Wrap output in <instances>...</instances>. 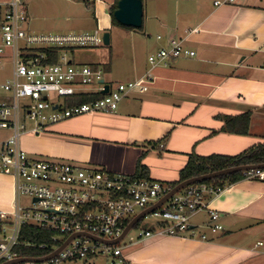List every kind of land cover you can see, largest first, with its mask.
Listing matches in <instances>:
<instances>
[{"label": "crops", "instance_id": "crops-1", "mask_svg": "<svg viewBox=\"0 0 264 264\" xmlns=\"http://www.w3.org/2000/svg\"><path fill=\"white\" fill-rule=\"evenodd\" d=\"M10 1L0 0V46ZM24 1L30 34L106 32L110 44L114 31L135 35L134 29L112 23L110 9L117 0ZM218 1L225 0H146L153 14L146 17V39L138 40L146 46V60L133 57L132 43L131 64L123 73H108L113 61L104 65L109 84L146 77V92L130 93L113 113L73 117L40 135L26 134L23 149L33 158L128 176L135 175L141 160L150 180L169 186L180 180L192 155L237 156L263 144L264 0L215 5ZM149 19L155 22L148 24ZM171 38L185 40L196 57L152 67L150 55ZM114 50L117 56L122 51ZM12 58L10 48L0 55V83L12 77ZM246 113L252 114L248 134L226 129L227 118ZM6 132L0 141L9 136ZM206 201L220 214L222 231L213 233L209 211L199 212L190 220L191 230L180 237L140 241L136 235L123 241L124 264H264V182L244 179ZM14 204V180L0 175V212H11Z\"/></svg>", "mask_w": 264, "mask_h": 264}, {"label": "built area", "instance_id": "built-area-1", "mask_svg": "<svg viewBox=\"0 0 264 264\" xmlns=\"http://www.w3.org/2000/svg\"><path fill=\"white\" fill-rule=\"evenodd\" d=\"M235 2L218 1L215 5ZM26 21L25 1L11 0L1 25L0 55L12 49L13 74L11 79L0 83V130L9 132L0 141V175L14 180L15 204L11 212H0V221L4 220L0 227L1 264L17 257L15 249L20 245L25 225L62 235L89 233L114 240L122 236L126 224L138 213L157 203L170 190L169 186L150 179L138 180L68 162L33 158L23 149L24 135H40L51 125L73 117L113 113L130 93L146 92L149 83L145 77L111 85L104 79L103 68L75 65L66 56L72 50L102 45L104 35L30 34L25 29ZM195 32L198 29L191 31ZM55 49L61 50L62 55L59 62L50 64L48 52ZM194 57L196 52L186 47L185 40L171 38L166 47L150 55L149 63L152 67L167 66L172 60ZM106 86L109 91L103 94ZM94 94L102 97L90 103L67 105L77 96ZM243 175L245 180L264 182V169H252ZM222 190L206 182L187 187L142 219H152L155 227L137 228L138 240L180 237L191 230V218L202 211H209L211 231H222L220 214L211 210L206 201L208 196L215 197ZM22 197H28L31 205L23 207ZM9 226L11 233L7 234ZM201 239L207 240V236ZM120 245L109 246L80 237L72 240L58 257L41 264L95 256H111L115 259L112 264H124Z\"/></svg>", "mask_w": 264, "mask_h": 264}, {"label": "trees", "instance_id": "trees-1", "mask_svg": "<svg viewBox=\"0 0 264 264\" xmlns=\"http://www.w3.org/2000/svg\"><path fill=\"white\" fill-rule=\"evenodd\" d=\"M119 1L120 0H117L114 6L110 9V16L113 24L123 26L115 19L114 16L115 11L118 9ZM126 28L134 29L131 27ZM141 28H143V26ZM60 52L61 50L59 49L49 51L48 53L50 55V59L48 62L50 64H56L57 62H59ZM73 52L74 50L70 51V53ZM101 97V94L81 95L77 96L74 100L69 101L67 105L72 106L76 103H90L92 101L99 100ZM251 118V113H246L238 117L227 118L226 129L230 132L232 131L237 134H248ZM232 126H234L235 128H232ZM261 164H264V143L254 146L237 156L212 155L209 157H199L192 155L189 159V162L180 173V180L177 182L170 183L169 187L170 189H173L183 181L206 175L208 173L220 171L223 169L243 165ZM133 178L138 180H149L147 168L141 165V160L137 163L136 173ZM241 180H244L243 173H236L230 176L216 179L214 181H208L206 183L217 188L224 189L225 187L235 184ZM141 223L142 220L136 227L139 228ZM128 224L129 222L126 224V227ZM68 238L69 235H62L58 232L48 229H42L34 225H25L21 231L20 245L17 246V248L15 249V253L17 257L42 258L48 256L49 254L53 253L57 248L61 247Z\"/></svg>", "mask_w": 264, "mask_h": 264}, {"label": "water", "instance_id": "water-1", "mask_svg": "<svg viewBox=\"0 0 264 264\" xmlns=\"http://www.w3.org/2000/svg\"><path fill=\"white\" fill-rule=\"evenodd\" d=\"M115 19L125 27L131 28H141L143 26V19H144V6L142 0H120L118 4V9L114 13ZM104 45H110V34H104ZM109 91V87L106 86V90L103 94H107ZM261 168L264 169V164L261 165H243L238 167H231L227 169H223L220 171L208 173L206 175H202L199 177L191 178L186 181L179 183L173 189H170L169 192L164 195L157 203L153 204L152 206L148 207L147 209L138 213L127 225L121 237L109 240L97 237L95 235L89 233H81L69 236V238L63 243V245L57 248L53 253L49 254L48 256L42 258H31V257H16L14 259L8 260L2 264H24V263H31V264H41L54 258L58 257L64 249L70 244V242L76 238L85 237L89 238L93 241L100 242L105 245L109 246H117L120 245L124 240H126L130 233L135 229V227L148 216L150 213L155 211L156 209L160 208L166 202H168L173 196L181 192L182 190L186 189L187 187L197 184L203 183L208 181H214L216 179L230 176L236 173H244L246 171Z\"/></svg>", "mask_w": 264, "mask_h": 264}, {"label": "rangeland", "instance_id": "rangeland-1", "mask_svg": "<svg viewBox=\"0 0 264 264\" xmlns=\"http://www.w3.org/2000/svg\"><path fill=\"white\" fill-rule=\"evenodd\" d=\"M152 11L150 7L146 9V0H145V5H144V17H145V28H134L135 30V35L131 37H123V36H118L116 32L114 31L112 33V43L109 46L104 45V43L100 46L97 47H89L85 49H78L75 50L74 55L71 53H66V56L73 61V64H86V65H101V67L104 70V65H110L111 61H113L114 66L112 71H109L108 73H123L125 68L129 65L131 62L132 58V53H131V45L132 43L134 44V54L133 57L135 56V59L140 60L143 62L146 60V46L141 44L139 45V41H142L146 39V37L142 34L143 32L146 33V17L147 16H152ZM169 17L172 16L171 20H174V15H168ZM154 19H149L148 24L154 23ZM128 29V28H127ZM55 32H59V28L56 29ZM106 32H104L102 35H104ZM49 34V33H47ZM57 34V33H54ZM156 36V35H155ZM121 37V38H120ZM132 39V40H131ZM120 40V42H119ZM139 40V41H138ZM131 41V42H130ZM122 45V46H121ZM126 45V47H125ZM120 51V48L122 51L120 54L117 56L114 54V49L117 51ZM115 55V56H114ZM114 56V58H113ZM98 63V64H96ZM104 73L105 70H104ZM107 82V81H106ZM109 83V82H107ZM115 85V84H114ZM63 102V100H62ZM7 132L5 130H0V135H6ZM47 160V159H45ZM82 167V166H80ZM87 169L86 167H82ZM21 204L23 207H28L30 206V199L28 197H22L21 198ZM138 213V212H137ZM153 223L152 219H147L143 220L142 223L140 224L139 228H146V226H149ZM4 224V220L0 221V226ZM11 233V226L8 228L7 234ZM138 233L137 227L130 233L128 238H132L136 236ZM127 238V239H128ZM124 240V241H127ZM115 259L113 257L109 256H95L88 258L86 260H73V261H63L60 264H112V262Z\"/></svg>", "mask_w": 264, "mask_h": 264}]
</instances>
